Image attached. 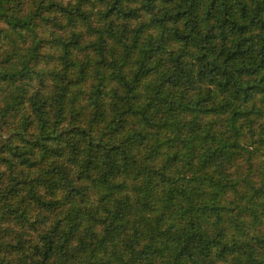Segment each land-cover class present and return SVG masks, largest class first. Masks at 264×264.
I'll list each match as a JSON object with an SVG mask.
<instances>
[{
	"label": "trees",
	"instance_id": "1",
	"mask_svg": "<svg viewBox=\"0 0 264 264\" xmlns=\"http://www.w3.org/2000/svg\"><path fill=\"white\" fill-rule=\"evenodd\" d=\"M0 264H264V0H0Z\"/></svg>",
	"mask_w": 264,
	"mask_h": 264
}]
</instances>
